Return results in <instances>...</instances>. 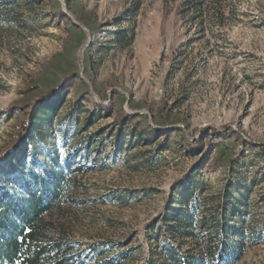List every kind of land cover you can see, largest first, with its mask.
<instances>
[{"label": "rangeland", "instance_id": "1", "mask_svg": "<svg viewBox=\"0 0 264 264\" xmlns=\"http://www.w3.org/2000/svg\"><path fill=\"white\" fill-rule=\"evenodd\" d=\"M16 12L0 24V164L64 91L39 144L82 184L49 216L71 254L149 264L166 244L194 251L169 204L194 226L213 217L221 238L231 224L232 264H264V0H16ZM119 113L135 119L119 126Z\"/></svg>", "mask_w": 264, "mask_h": 264}, {"label": "trees", "instance_id": "2", "mask_svg": "<svg viewBox=\"0 0 264 264\" xmlns=\"http://www.w3.org/2000/svg\"><path fill=\"white\" fill-rule=\"evenodd\" d=\"M199 2L201 0H194ZM16 0H0V24L15 19ZM58 97L45 101L41 108L29 114L31 122L38 124L21 142L16 143L14 152L0 164V264H85L72 252V245L54 228L49 216L64 205L74 203V193L82 187L75 174L74 164L61 156L53 145L40 146L41 126L51 116V105ZM104 110V108H102ZM111 115L110 110H106ZM135 116L119 113L116 124L132 122ZM140 125V122H135ZM136 127V126H135ZM147 136L168 137V130L143 128ZM263 148V146H257ZM43 150L39 153L38 150ZM203 216L194 226L193 215L182 207L170 208L167 204L166 221L173 219L171 230L182 239L194 237L201 241L194 251L183 253L180 247L166 244L159 253V262L149 264H214V259L223 264H232L240 258L242 241L236 238L232 225L226 223V238L214 235L208 224L215 221ZM206 230V240L199 232ZM198 231V233H197Z\"/></svg>", "mask_w": 264, "mask_h": 264}]
</instances>
